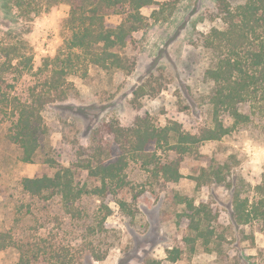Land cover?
<instances>
[{
    "label": "rangeland",
    "instance_id": "obj_1",
    "mask_svg": "<svg viewBox=\"0 0 264 264\" xmlns=\"http://www.w3.org/2000/svg\"><path fill=\"white\" fill-rule=\"evenodd\" d=\"M160 1L175 3L159 22L151 19L152 9L142 10L147 25L120 52L126 71L91 66L84 75L83 65L68 78L66 99L48 105L43 112L47 134L41 139L35 163L20 160V151L7 141L5 127L0 126V232L12 235V246L0 252V264H15L23 253L32 264H90L92 254L106 252L105 260L93 264H146L150 260L160 264H264V227L237 228L230 219L229 192L206 178L195 180L201 168L227 162L234 174L253 187L258 185L264 175V120L258 129H237L184 156V177L176 183L152 176L141 159L131 160L129 187L116 195L128 202L131 214L111 202L112 215L104 231L99 222L105 213L96 197L69 203L55 197L45 202L23 194L20 188L23 178L53 175L51 162L71 167L79 188L97 184L76 167L79 149L113 145L114 135L107 128L111 124L127 128L147 113L158 127L178 122L184 131L196 133L211 125L208 100L212 86L203 81L210 56L200 48V41L201 34L211 28H224L217 17L216 0ZM229 1L233 5L241 2ZM17 4L18 0H0V84L5 91L25 96L29 88L42 86L53 69L49 60L65 47L70 7L47 1L21 8ZM41 8L36 15L34 10ZM121 20L120 16L110 18L112 23ZM156 154L155 163L179 157L168 150ZM178 195L193 199L196 205L205 202L218 208V232L226 238L224 257L206 252L201 245L192 252L184 241L188 231L177 225L178 213L185 208L177 204ZM174 248L182 251L176 262L168 259L167 250Z\"/></svg>",
    "mask_w": 264,
    "mask_h": 264
},
{
    "label": "trees",
    "instance_id": "obj_2",
    "mask_svg": "<svg viewBox=\"0 0 264 264\" xmlns=\"http://www.w3.org/2000/svg\"><path fill=\"white\" fill-rule=\"evenodd\" d=\"M34 1L54 3L50 4L52 6L64 3L70 7L65 20L69 37L65 39L64 50L49 60L53 69L42 86L29 88L23 96L3 90L0 84V126L5 127L3 135L20 151V160L26 164L35 163L41 139L47 134L45 108L66 99L68 78L78 73L79 66L84 65V75L91 66L126 71L128 66L120 52L130 44L134 34L147 25L148 18L142 10L152 9L151 19L159 22L175 3L160 0H18L17 7ZM216 5L217 17L224 28H211L208 33L201 34L200 41V48L210 56L203 81L212 86L208 100L211 125L190 133L178 122L158 127L147 113L137 116L127 128L108 125V131L114 135V144L109 148L81 147L76 165L97 180V184L79 188L71 167L51 162L55 168L53 175L23 178L20 182L22 193L45 202L55 197L66 203L87 196L96 197L102 201L100 208L105 213L99 222L104 231L112 215L111 202L131 214L128 202L116 199L117 191L129 187L127 170L131 160L141 159L142 167L152 176L176 183L184 177L181 173L183 157L203 143L221 141L237 129L249 131L261 127L264 120V0H243L235 5L229 0H216ZM34 11L39 15L42 8ZM112 16L122 17L121 22L112 23ZM0 82H3L1 76ZM158 150L173 151L179 157L155 163ZM204 178L229 192L230 219L237 228L264 227V175L253 187L234 174L227 162H215L201 168L195 180L202 182ZM177 199V204L185 207L178 213L177 225L188 231L184 241L192 252L201 245L206 252L222 257L226 238L218 232L221 228L218 208L205 202L196 205L187 196L178 195ZM11 241L10 233L0 232V252L11 247ZM167 251L172 262L178 261L182 254L178 248ZM107 255L108 252L92 254L90 264L105 260ZM15 264L32 262L23 253ZM146 264H160V261L150 260Z\"/></svg>",
    "mask_w": 264,
    "mask_h": 264
},
{
    "label": "crops",
    "instance_id": "obj_3",
    "mask_svg": "<svg viewBox=\"0 0 264 264\" xmlns=\"http://www.w3.org/2000/svg\"><path fill=\"white\" fill-rule=\"evenodd\" d=\"M242 1V0H241Z\"/></svg>",
    "mask_w": 264,
    "mask_h": 264
}]
</instances>
